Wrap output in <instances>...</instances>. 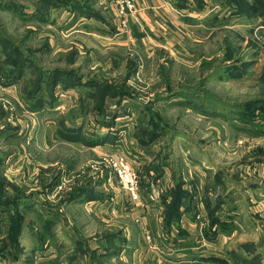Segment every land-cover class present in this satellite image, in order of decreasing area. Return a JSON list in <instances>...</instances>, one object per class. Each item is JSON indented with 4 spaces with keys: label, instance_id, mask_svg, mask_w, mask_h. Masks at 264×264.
Returning <instances> with one entry per match:
<instances>
[{
    "label": "rangeland",
    "instance_id": "obj_1",
    "mask_svg": "<svg viewBox=\"0 0 264 264\" xmlns=\"http://www.w3.org/2000/svg\"><path fill=\"white\" fill-rule=\"evenodd\" d=\"M64 1L0 0V264H264V0Z\"/></svg>",
    "mask_w": 264,
    "mask_h": 264
},
{
    "label": "trees",
    "instance_id": "obj_2",
    "mask_svg": "<svg viewBox=\"0 0 264 264\" xmlns=\"http://www.w3.org/2000/svg\"><path fill=\"white\" fill-rule=\"evenodd\" d=\"M69 2H70V0H66V1H64L62 4H64V6L65 5H69ZM254 2H257V0H254ZM258 3V2H257ZM97 97H99V102L95 105V110H94V112H96V113H100V115L101 116H105V117H107V116H110V115H113L114 113H115V111H113V110H111L110 109V106H109V104H108V106H107V103H106V96H100V95H97ZM100 98H101V100H100ZM86 107H87V105L86 104H82V107H81V112L82 113H84L83 111H85V109H86ZM115 116H118V114L117 115H115ZM182 189L179 187L178 188V191H173V188H172V190L170 191V192H168V194H165L164 196H163V198H162V201H163V203H165V205H166V210H167V208L169 209V208H171V210L169 211V212H167V211H165V212H167V214H166V217H167V221H166V223L167 224H169V225H171L172 226V224L174 223V222H176L177 221V219H178V215L181 213V210H179V212H178V210L176 211L175 209H174V207L175 206H178L179 207V209H181V207L183 206V204H184V200L185 199H187V200H189V201H191L192 200V195H189V194H185V195H182V196H176L175 194L177 193V192H179V191H181ZM82 191V190H81ZM76 193V192H75ZM74 192H71V197H70V199H76V197H78V195L77 194H75ZM83 193H85V191H83ZM93 194V193H92ZM73 195V196H72ZM89 196V197H88ZM87 198H90V199H95L94 197H93V195L91 196V195H89V192L87 193ZM173 198V200L172 201H170L171 199ZM170 201V202H169ZM216 206V208H214L213 209V211L211 210V214H213V213H215V211H217L219 208H220V205H215ZM206 207H207V209H209L210 207H211V203L208 201L207 203H206ZM210 214V216H211V218H212V224H216L217 223V218L215 217V216H212ZM169 225H168V227H169ZM170 226V227H171ZM169 227V228H170ZM207 235H208V232H207ZM10 245H13L12 243L10 244ZM3 254V253H2Z\"/></svg>",
    "mask_w": 264,
    "mask_h": 264
},
{
    "label": "built area",
    "instance_id": "obj_3",
    "mask_svg": "<svg viewBox=\"0 0 264 264\" xmlns=\"http://www.w3.org/2000/svg\"><path fill=\"white\" fill-rule=\"evenodd\" d=\"M116 3L121 16L125 17L135 11L137 0H116ZM112 166L123 185L131 192L133 199H138V176L128 158L125 155L115 156L112 159Z\"/></svg>",
    "mask_w": 264,
    "mask_h": 264
},
{
    "label": "crops",
    "instance_id": "obj_4",
    "mask_svg": "<svg viewBox=\"0 0 264 264\" xmlns=\"http://www.w3.org/2000/svg\"><path fill=\"white\" fill-rule=\"evenodd\" d=\"M158 1V0H157ZM157 3H155V5H156ZM158 7H164V5H162V6H158ZM142 10L144 11V10H146L145 8H142ZM260 190V189H259ZM194 198L195 197H192V199H193V201H194ZM196 202H197V199H196ZM196 202H195V204H196ZM206 206V205H205ZM198 209H199V205H198V207H197ZM181 209H185V208H183V207H181ZM165 213V211L164 212H162V216H163V218H164V214ZM185 214V213H184ZM182 216H184V215H182ZM257 216H259V214H257ZM195 217V216H194ZM261 217H263L264 218V215L263 214H261ZM182 219H183V217H181ZM223 221V220H222ZM181 222H182V220L179 222V224H177V227L180 229V232L181 233H186V230L185 229H183V224H181ZM223 224V223H222ZM216 227H218L219 229H218V232L221 234V232H222V228H224V226H222V225H215ZM164 228V227H163ZM178 228L176 229V226H175V223H174V225L172 226V228L170 227V228H168V233L170 232V231H172V233H174V232H178ZM213 229H215V227H214V225H213ZM221 229V230H220ZM221 231V232H220ZM260 231V240L258 241V243H261L262 241H264V230H259ZM203 232H204V230H203ZM207 232H208V235L209 234H211V232H210V230H205V235H207ZM220 234H218V237L217 238H219L221 235ZM216 241V240H215ZM247 243V242H246ZM259 245V244H258Z\"/></svg>",
    "mask_w": 264,
    "mask_h": 264
}]
</instances>
